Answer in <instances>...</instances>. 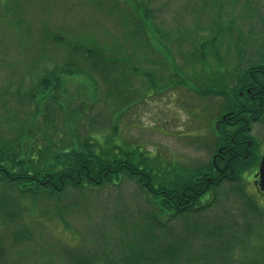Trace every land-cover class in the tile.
Masks as SVG:
<instances>
[{"label":"trees","instance_id":"16d2710c","mask_svg":"<svg viewBox=\"0 0 264 264\" xmlns=\"http://www.w3.org/2000/svg\"><path fill=\"white\" fill-rule=\"evenodd\" d=\"M23 2H2L5 14H0L6 30L14 28L22 35L26 23L24 17L20 18L25 9ZM237 3L234 0L232 5ZM223 4V0L212 1L211 11L215 8L218 12L211 19L213 34L197 43L191 59L208 62L212 57L227 68L222 55L225 46L228 52H235L230 60L236 65L230 76L234 82L230 91H221L219 84L211 87V94L224 92L226 102L217 130L213 127L212 159L196 167L159 164L153 152L128 142L119 131L118 117L123 110L119 111L130 106L129 95L124 92L132 78L145 79L148 91L159 85L165 90L169 85L148 68L167 62L172 65L162 44L166 59L155 63L145 55L134 58L136 53L134 57L125 51L122 56L113 54L112 50H122L113 42L96 43L81 33H69L68 28L53 32L49 31L53 30L50 26H43L42 30L47 31H43L39 43L42 47L51 46L50 50L60 55L50 61L53 67L39 71V64L50 56L32 50L34 69L30 67L28 72L34 79L28 90L19 94V102L27 109H9L0 122L12 133L10 138L0 134V264H9L3 238L20 243L32 237L27 214L44 223L56 219L66 222V213L81 210L91 195L121 186L125 179L135 182L136 193L146 207L137 206L134 211L125 207L107 215L98 225L97 237L91 239L96 245L94 252H67L72 264H264V193L256 185L255 175V192L251 190L253 183L244 178L248 171L258 170L264 153L253 134L254 125L264 121V34L258 40L259 34L246 33L241 27V20H254L262 12L246 3L237 17L227 19L219 12ZM103 5L108 13L116 10V4ZM130 10L135 19H129L124 12L119 14L124 40L132 47L133 43L144 42L142 50L151 49L153 39L143 36L144 30L151 27L145 9ZM134 11L140 14L139 18ZM257 17L263 19L264 30V18ZM207 45L210 50H204ZM64 75L84 76L93 83L99 78L106 86L102 98L106 111L92 114L90 110L95 106H90L89 111L82 113L88 127L82 138L79 139L78 131H72L71 143L62 145L56 139L44 145L34 131L40 126L41 117L46 116L42 109L49 107L48 100L56 99L58 104L59 97L55 94L51 99L48 93L54 90L63 94ZM94 86V94L99 92L100 96L98 84ZM59 107L64 110V104ZM31 137L37 142L29 141ZM257 195L262 196L263 203ZM36 200L46 204L39 210L41 215H37ZM64 226L63 232L70 230ZM247 251L255 258H248Z\"/></svg>","mask_w":264,"mask_h":264},{"label":"rangeland","instance_id":"374dc122","mask_svg":"<svg viewBox=\"0 0 264 264\" xmlns=\"http://www.w3.org/2000/svg\"><path fill=\"white\" fill-rule=\"evenodd\" d=\"M25 1V9L20 16L26 21L22 27L24 35L18 34L14 28L6 30L0 20V122L6 118L3 113L7 114L9 109H27V106L19 102V94H24L34 79L28 72L34 61L30 55L32 50L39 51L40 55L50 56L48 61L39 64V71L46 66L53 67V62L50 61L60 55L53 53L51 46L42 47V42L39 43L41 34L47 31L42 30L43 26H50L53 30L49 31L53 32L68 28L69 33H81L84 38H94L95 42L97 40L102 44L120 45L122 50H112L118 56H122L125 51L133 57L136 53L138 56L134 58L146 56L155 62L157 59H166L161 51L167 49L171 66H168V62L153 67L147 65L160 81L169 84L167 89H159V85L153 91H148L149 85L145 79L132 78L124 92L129 95L130 106H123L119 111L121 113L123 110L118 117L119 131L128 142L153 152L157 162L164 166L196 167L207 164L212 159L215 148L213 127L216 131L226 100L222 96L224 92L211 94L210 90L219 84L222 86L219 88L221 91H230L234 82L230 76L236 68L230 61L235 52H228L225 46L222 47V55L226 59L227 68L225 64L214 62L212 57L208 58V62L191 59V55L196 54L194 48L198 47L197 43L213 34L211 19L218 14L215 8L214 11L210 9L213 0H27V6ZM233 1L223 0L222 11H219L222 17H237L242 12V5L247 3L254 11L260 9L262 14L256 12L257 16L264 18V0H237L235 7L232 5ZM2 2L6 5L7 0H0V14H5ZM103 4L109 7L116 4L115 12L108 13V9H103ZM136 7L145 9L146 21L150 20V30H144L143 36L153 39L151 49L142 50L144 42L133 43L132 47L124 40L125 29L119 14L124 12L123 15L127 14L129 19H133L130 9ZM134 13L136 17H140L136 11ZM257 16L254 20H241V27L246 33L251 31L255 35L259 34L257 38L261 40L264 34L261 29L263 19ZM133 27L132 25V29ZM34 44L38 47H30ZM204 50H210L209 46ZM64 76L63 94L61 91L55 93L54 90H49L48 93L49 97L55 94L59 97L58 104L56 99V103L48 100L49 107L42 109L46 116L41 117L40 126L37 125L34 131L44 145L56 139L62 145L69 144L72 142L69 135L72 131H78L79 139L82 138L88 129L82 113L89 111L90 106H95V109L90 110L92 114L106 111L102 100L106 86L99 78L93 83L84 76ZM96 83L100 88V96L99 92L94 94ZM60 104H64V110L59 107ZM4 128L0 123V134L2 132L10 138L12 133ZM33 133L32 135L35 134ZM253 134L264 149V121L254 125ZM29 141L35 142L32 137ZM256 172L250 170L244 176L246 181L253 183L254 188L251 187V190L254 192L257 189L252 181ZM136 188L134 181L125 179L121 186L94 193L89 197L86 203L88 205L84 204L81 210L66 213V222L61 221L62 224L56 218H50L56 219L52 223H44L33 220L27 214L32 237L20 243L13 242L10 237L3 238L4 243L6 242L7 261L9 264H72L73 261L66 257L68 251L94 252L96 245L91 239L97 237L98 225L103 223L107 215L125 207L130 211H134L137 206L146 207L143 198L136 193ZM261 197L257 195L263 203L264 198L262 200ZM35 204L38 210L36 214L41 215L39 210L44 209L46 204L42 200H36ZM64 225L70 230L63 232L61 228ZM247 257L255 258L251 251H247Z\"/></svg>","mask_w":264,"mask_h":264},{"label":"water","instance_id":"95a60500","mask_svg":"<svg viewBox=\"0 0 264 264\" xmlns=\"http://www.w3.org/2000/svg\"><path fill=\"white\" fill-rule=\"evenodd\" d=\"M255 177L258 178L257 186L259 190L264 193V154L262 156L258 172L255 174Z\"/></svg>","mask_w":264,"mask_h":264},{"label":"flooded vegetation","instance_id":"af4514ba","mask_svg":"<svg viewBox=\"0 0 264 264\" xmlns=\"http://www.w3.org/2000/svg\"><path fill=\"white\" fill-rule=\"evenodd\" d=\"M258 171V170H257ZM257 178L254 179V181L256 180Z\"/></svg>","mask_w":264,"mask_h":264}]
</instances>
